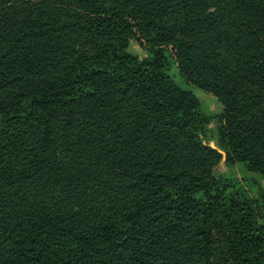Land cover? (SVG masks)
I'll use <instances>...</instances> for the list:
<instances>
[{"label":"trees","instance_id":"16d2710c","mask_svg":"<svg viewBox=\"0 0 264 264\" xmlns=\"http://www.w3.org/2000/svg\"><path fill=\"white\" fill-rule=\"evenodd\" d=\"M173 63L264 178V0H0V264H264Z\"/></svg>","mask_w":264,"mask_h":264},{"label":"rangeland","instance_id":"374dc122","mask_svg":"<svg viewBox=\"0 0 264 264\" xmlns=\"http://www.w3.org/2000/svg\"><path fill=\"white\" fill-rule=\"evenodd\" d=\"M129 49L141 58L147 56V51L135 39L130 40ZM169 73L181 87L189 89L193 92L200 102L203 113L210 116L211 118V122L204 140L210 146L214 145L222 155V159L216 168V173L226 176L230 179L233 178L239 180L242 183V186L251 196L254 198H261V196L264 194V178H262L259 174L248 172L240 163H235L232 165L227 164V153L217 144L215 130L218 124V118L223 112L222 103L212 92L188 82L179 71L176 63H173Z\"/></svg>","mask_w":264,"mask_h":264},{"label":"water","instance_id":"95a60500","mask_svg":"<svg viewBox=\"0 0 264 264\" xmlns=\"http://www.w3.org/2000/svg\"><path fill=\"white\" fill-rule=\"evenodd\" d=\"M211 146L216 149V147L214 145H211Z\"/></svg>","mask_w":264,"mask_h":264}]
</instances>
